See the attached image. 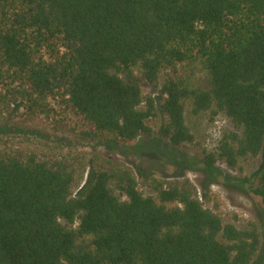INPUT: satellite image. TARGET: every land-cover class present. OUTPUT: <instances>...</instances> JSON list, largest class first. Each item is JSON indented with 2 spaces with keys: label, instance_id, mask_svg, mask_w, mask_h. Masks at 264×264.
<instances>
[{
  "label": "trees",
  "instance_id": "obj_1",
  "mask_svg": "<svg viewBox=\"0 0 264 264\" xmlns=\"http://www.w3.org/2000/svg\"><path fill=\"white\" fill-rule=\"evenodd\" d=\"M219 113L198 162L261 157L264 206V0H0V264H264L256 222L99 149Z\"/></svg>",
  "mask_w": 264,
  "mask_h": 264
},
{
  "label": "rangeland",
  "instance_id": "obj_2",
  "mask_svg": "<svg viewBox=\"0 0 264 264\" xmlns=\"http://www.w3.org/2000/svg\"><path fill=\"white\" fill-rule=\"evenodd\" d=\"M187 123L194 132L195 142L184 148L174 150L162 141L144 140L127 147L104 145L99 146V149L103 152L110 151L119 159L128 162L136 169L140 181L148 174L168 180L188 179L197 188L205 206L218 208V213L226 222H233L239 227L248 221L256 222L263 234V252L264 206L260 197L244 181V177L253 179L262 158L243 162L242 170H231L222 163L215 168H207L198 162V154L204 148H214L223 134L234 129V126L222 113L214 117L209 114L189 115ZM87 173L76 191L86 183Z\"/></svg>",
  "mask_w": 264,
  "mask_h": 264
}]
</instances>
